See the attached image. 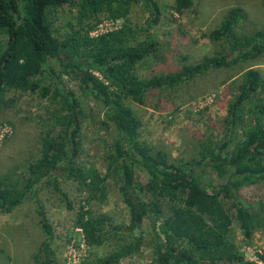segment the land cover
Instances as JSON below:
<instances>
[{"label": "trees", "instance_id": "obj_1", "mask_svg": "<svg viewBox=\"0 0 264 264\" xmlns=\"http://www.w3.org/2000/svg\"><path fill=\"white\" fill-rule=\"evenodd\" d=\"M141 2L150 13L145 28L130 21L133 6ZM192 4L193 0H175L174 7L181 12ZM63 7L68 18L58 33L54 25ZM242 14L238 7L229 9L210 34L213 41L229 42L238 53L235 59L205 56L180 72L146 79L138 75L137 66L156 51L151 29L160 15L154 0H0V35L5 36L0 42V103L7 104L4 98L11 91L38 94L49 102L40 155L28 165V177L11 173L0 177V212H11L27 194L35 198L43 186L67 202L58 179L77 173L73 161L85 119L80 96L90 97L101 106L102 124L114 129V137L104 154V176L77 177L89 202L105 199L106 182L116 176L129 219L116 224L104 213L94 215L80 207L76 225L85 243L91 250L109 249L101 256L88 255L81 264H121L138 254L144 245V221L152 232L153 264H257L239 253L231 229L236 221L249 240L264 224V204L251 207L239 194L245 187L264 183V79L258 70L247 69L241 75L222 137H207L197 157L184 165L169 162L165 152L140 140L141 124L133 109L134 104L144 103L148 90L163 83L173 85L264 53L263 33L243 38L235 34ZM101 18L119 21L121 26L91 36ZM53 60L58 61L60 73L51 65ZM61 75L69 76L80 94L67 89ZM207 168L219 183L204 180ZM139 172L147 176L145 181ZM32 204L45 234L36 264H56L53 227L40 201Z\"/></svg>", "mask_w": 264, "mask_h": 264}, {"label": "rangeland", "instance_id": "obj_2", "mask_svg": "<svg viewBox=\"0 0 264 264\" xmlns=\"http://www.w3.org/2000/svg\"><path fill=\"white\" fill-rule=\"evenodd\" d=\"M154 2L160 15V21L151 29L157 46L152 55L138 64L137 73L141 78L180 72L183 66H192L205 56L214 54L226 55L228 61L235 59L238 53L230 49L229 42L210 39V34L221 25L231 8L238 7L243 13L234 30L237 36L264 34V0H193L192 6L181 12L175 10V0ZM59 15L54 29L61 33L68 18L67 8H61ZM149 15V10L141 2L133 6L130 21L145 28ZM105 20L107 18H101L92 32L103 33L104 27L99 30L98 25ZM4 38L0 35V42ZM51 65L60 73L58 61L53 60ZM247 69L260 70L264 79V53L229 67L211 68L173 85L163 83L159 88L148 90L144 103L133 105L141 124L140 140L155 150L165 152L169 162L181 165L190 162L197 157L200 145L207 137H222L227 110L237 95L241 75ZM93 73L101 78L98 72ZM61 79L67 89L80 94L69 76L61 75ZM261 98L264 103V93ZM80 100L85 119L79 131V154L73 161L77 173L70 178L59 176L58 179L68 200L61 201L51 188L43 186L39 187L35 198L27 194L11 212H0V264H36L45 234L34 211L32 203L35 199L40 201L54 230L52 249L56 264H64L71 243L81 244V234L76 231V228H81L76 225L80 207L94 215L104 213L116 224L128 222V209L115 183L116 176L106 182L105 199L86 201L88 194L77 174L104 176V154L114 137V129L102 124L103 111L97 102L85 96H80ZM4 101L6 105L0 103V177L7 173L28 177V165L40 155L43 122L48 118L49 102L38 94L20 91L9 92ZM248 119L250 117L245 123ZM139 176L143 181L147 179L144 173L139 172ZM86 180L88 182L90 178ZM204 180L213 184L220 182L210 168L205 170ZM239 194L240 199L251 207L264 204V183L245 187ZM141 231L144 237L142 249L121 264H153L154 245L147 221H144ZM231 235L245 259L254 262L255 258L257 264H264V224L254 230L251 239L245 240L237 222L233 221ZM86 251V257L92 253L101 256L109 249L89 248Z\"/></svg>", "mask_w": 264, "mask_h": 264}, {"label": "built area", "instance_id": "obj_3", "mask_svg": "<svg viewBox=\"0 0 264 264\" xmlns=\"http://www.w3.org/2000/svg\"><path fill=\"white\" fill-rule=\"evenodd\" d=\"M121 26L119 21H113L110 19L105 20L103 23L98 25L99 30H103L104 32L100 34H96L93 31L90 33L91 36H98L107 32L115 31L119 29ZM76 231L81 234V244L80 245H74L71 243L69 246L67 253L65 254L64 258V264H81V262L86 258V250H88L90 247L85 243L84 234L81 228H76ZM254 263H258L257 260L254 258Z\"/></svg>", "mask_w": 264, "mask_h": 264}, {"label": "crops", "instance_id": "obj_4", "mask_svg": "<svg viewBox=\"0 0 264 264\" xmlns=\"http://www.w3.org/2000/svg\"><path fill=\"white\" fill-rule=\"evenodd\" d=\"M259 71H260V70H259ZM259 71H258V72H259ZM259 73H260V72H259Z\"/></svg>", "mask_w": 264, "mask_h": 264}]
</instances>
